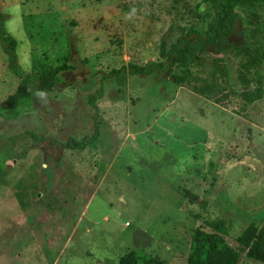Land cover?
<instances>
[{"label": "rangeland", "instance_id": "374dc122", "mask_svg": "<svg viewBox=\"0 0 264 264\" xmlns=\"http://www.w3.org/2000/svg\"><path fill=\"white\" fill-rule=\"evenodd\" d=\"M199 1L0 0L35 99L21 117H0V264H118L132 249L187 264L193 231L212 221L238 264H264L237 242L264 227V61L247 48L256 23L246 13L225 40L193 42L187 68L124 85L106 77L97 107L88 102L113 69L166 65L163 43L201 27ZM63 63L64 81L38 95V72ZM212 74L223 97L199 88ZM20 84L0 39V104ZM96 119L97 141L61 146L91 135ZM25 130L57 143L13 140Z\"/></svg>", "mask_w": 264, "mask_h": 264}, {"label": "trees", "instance_id": "16d2710c", "mask_svg": "<svg viewBox=\"0 0 264 264\" xmlns=\"http://www.w3.org/2000/svg\"><path fill=\"white\" fill-rule=\"evenodd\" d=\"M192 13L201 27L190 29L180 39L175 41L170 47L162 45L163 55L166 58V65L151 63L139 65L130 63L119 69H113L108 76L103 75L100 87L88 96V102L91 106L97 107L96 101L104 94L102 85L106 77H114L116 82L124 85L127 82L128 74L148 75L155 70L164 72L167 67L189 66V57L196 45L193 42L223 41L228 38L235 29L241 13L249 16V23H261L259 26L254 24L251 29L247 48L259 62L264 61V0H200L197 2ZM0 39L4 47V52L8 55L9 67L20 78L21 84L0 104V117L13 120L21 117L24 113L31 111L35 105L34 93L31 90L33 74L25 73L17 62L16 46L17 39L4 27V16L0 14ZM70 68L68 63H63L57 67L44 66L38 72L36 93L40 96L47 95L54 87L64 81L63 74ZM211 80L199 79V88L205 92L220 97L224 96V89L220 80L215 74H212ZM233 92L238 96H243L240 88H234ZM100 123L96 119L95 129L91 135L82 138L68 137L61 143L70 149H85L87 146L97 141L99 137ZM22 138H30L36 144L45 141L50 142L52 146L55 139L40 136L34 130H25L21 135H15L14 141ZM57 143V142H56ZM60 147V143L58 142ZM212 231H207L203 227L196 228L192 233L190 252L187 264H238L241 260L240 249L234 247L224 236L225 227L222 222H209ZM241 248H247L246 257L249 260L264 263V227L258 228L250 225L243 230L237 238ZM118 264H168L162 258L152 255L144 249H132L126 252L119 260Z\"/></svg>", "mask_w": 264, "mask_h": 264}]
</instances>
